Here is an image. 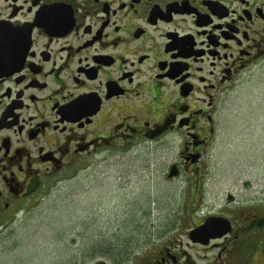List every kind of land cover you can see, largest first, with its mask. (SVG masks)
<instances>
[{"label":"flooded vegetation","instance_id":"obj_1","mask_svg":"<svg viewBox=\"0 0 264 264\" xmlns=\"http://www.w3.org/2000/svg\"><path fill=\"white\" fill-rule=\"evenodd\" d=\"M0 23L25 40L0 74V232L67 172L125 152L177 153L169 180L199 168L222 104L264 66V0H0ZM254 196L263 208L199 202L185 245L163 243L170 225L123 264H264Z\"/></svg>","mask_w":264,"mask_h":264},{"label":"rangeland","instance_id":"obj_2","mask_svg":"<svg viewBox=\"0 0 264 264\" xmlns=\"http://www.w3.org/2000/svg\"><path fill=\"white\" fill-rule=\"evenodd\" d=\"M222 106L220 134L199 168L166 179L177 153L155 146L67 172L0 232V264H123L170 225L177 228L163 243L185 245L181 232L197 222L199 202L232 194L234 207L263 205L251 199L264 195V66L243 76Z\"/></svg>","mask_w":264,"mask_h":264},{"label":"water","instance_id":"obj_3","mask_svg":"<svg viewBox=\"0 0 264 264\" xmlns=\"http://www.w3.org/2000/svg\"><path fill=\"white\" fill-rule=\"evenodd\" d=\"M17 33L18 29L4 23H0V74L7 73L13 69L9 66L13 60L18 58L17 53L19 51V47L16 46V44L25 42V40L16 39ZM175 175L176 172L172 167L168 173V178L174 177ZM210 222L211 221H206L202 226L194 229L192 233L194 235L206 233L207 226Z\"/></svg>","mask_w":264,"mask_h":264},{"label":"trees","instance_id":"obj_4","mask_svg":"<svg viewBox=\"0 0 264 264\" xmlns=\"http://www.w3.org/2000/svg\"><path fill=\"white\" fill-rule=\"evenodd\" d=\"M108 248H109V246H106V248H105V249H106V250H108ZM113 249L115 250V248H113ZM128 256H129V255H128Z\"/></svg>","mask_w":264,"mask_h":264},{"label":"bare ground","instance_id":"obj_5","mask_svg":"<svg viewBox=\"0 0 264 264\" xmlns=\"http://www.w3.org/2000/svg\"><path fill=\"white\" fill-rule=\"evenodd\" d=\"M131 254H129V256H130Z\"/></svg>","mask_w":264,"mask_h":264}]
</instances>
